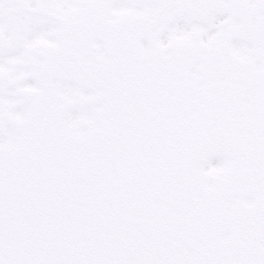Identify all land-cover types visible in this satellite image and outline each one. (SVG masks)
Segmentation results:
<instances>
[{"label":"snow or ice","instance_id":"1","mask_svg":"<svg viewBox=\"0 0 264 264\" xmlns=\"http://www.w3.org/2000/svg\"><path fill=\"white\" fill-rule=\"evenodd\" d=\"M0 264H264V0H0Z\"/></svg>","mask_w":264,"mask_h":264}]
</instances>
